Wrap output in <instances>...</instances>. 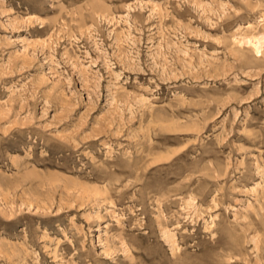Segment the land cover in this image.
I'll list each match as a JSON object with an SVG mask.
<instances>
[{
	"label": "rangeland",
	"instance_id": "1",
	"mask_svg": "<svg viewBox=\"0 0 264 264\" xmlns=\"http://www.w3.org/2000/svg\"><path fill=\"white\" fill-rule=\"evenodd\" d=\"M0 264H264V0H0Z\"/></svg>",
	"mask_w": 264,
	"mask_h": 264
}]
</instances>
